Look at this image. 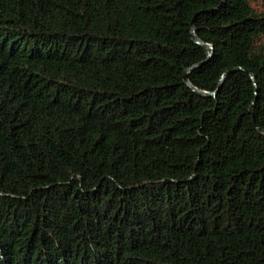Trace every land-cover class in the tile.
<instances>
[{"label":"trees","instance_id":"obj_1","mask_svg":"<svg viewBox=\"0 0 264 264\" xmlns=\"http://www.w3.org/2000/svg\"><path fill=\"white\" fill-rule=\"evenodd\" d=\"M263 131L264 0H0V264H264Z\"/></svg>","mask_w":264,"mask_h":264},{"label":"water","instance_id":"obj_2","mask_svg":"<svg viewBox=\"0 0 264 264\" xmlns=\"http://www.w3.org/2000/svg\"><path fill=\"white\" fill-rule=\"evenodd\" d=\"M196 21H197V17L194 18L192 24H191V28H192V33H193V39H194V42L203 47L205 50H207L209 52V55H208V60L204 63H200L194 67H192L191 69L187 70L186 71V75H185V83L186 85L192 89L194 92H196L199 96L201 97H216L218 95V92H215V93H208L206 91H201V90H198L196 89L191 83H190V80H189V74L197 69H200L202 68L204 65L208 64L212 58H213V51H214V48L208 44H205V43H202L200 41V39L198 38L197 36V30H196ZM231 73H228L226 75H223L222 78H221V81H220V88L222 87V85L224 84V81H225V78L227 75H229ZM254 106L251 107V113L254 114ZM262 131V130H260ZM264 133V131H263Z\"/></svg>","mask_w":264,"mask_h":264}]
</instances>
